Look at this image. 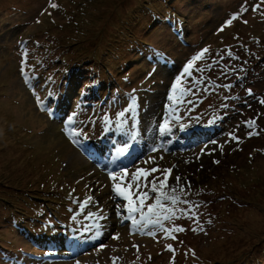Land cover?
I'll use <instances>...</instances> for the list:
<instances>
[{
  "label": "rangeland",
  "instance_id": "obj_1",
  "mask_svg": "<svg viewBox=\"0 0 264 264\" xmlns=\"http://www.w3.org/2000/svg\"><path fill=\"white\" fill-rule=\"evenodd\" d=\"M79 1L61 0L71 10L70 15L78 13ZM142 1L135 0L130 11L125 16L122 14L114 26L109 23L115 15L113 11L119 6L123 8L125 0H114L116 6L110 5L109 0H85L87 13L80 25L84 33L75 34L70 27L55 25L69 20V16L65 18L53 10L49 0H0V264H113L114 257L118 258L115 264H222L225 261L230 264L236 260L241 264L244 261L243 257L239 258L241 255L250 259L259 256V249L263 251L264 152L260 154L256 148L264 144V136L258 137L256 131L259 125L264 126L261 103L264 74L257 71L259 80L251 84L252 93L261 95L255 99L247 96V85L240 80L238 72L230 75L224 72L231 67H239L240 73L247 72L251 64L243 63L251 56V50L264 45V0H182L177 7L189 21L190 40L186 46L178 43L181 48H175L174 37L165 28L153 27L142 35L152 44L166 47L165 52L157 51L159 56L174 55L170 70L166 69L170 75L164 78L158 74L151 86L140 93L132 91L127 97L117 93L115 99L107 102L111 103L110 113L101 111L94 125L78 114L53 117L46 104L42 109L37 103V97L43 101L48 84H52L50 80L44 84L47 80L44 75L55 81L63 75L71 77L69 84L62 83L57 92L61 95L70 93L75 83L81 85L78 79L81 75L89 78L99 67L105 74V63L110 71L116 72L119 58L112 51L120 52L119 56L125 59L133 57L132 52L123 49V43L115 40L133 28V21L140 22L135 11ZM256 5L260 7L253 11ZM106 11L108 15L97 22L96 18ZM51 16L55 22L50 21ZM229 20L231 24L227 23ZM137 35L141 36V32ZM256 40L257 45L243 50L246 41ZM72 41L76 43L70 44ZM204 48L209 52L196 61L192 71L203 77V83H194L200 90L191 94L195 100L180 108L179 117L185 118L200 103L206 114L216 110L217 116L229 121L228 124L209 126L212 129L191 135V131L204 129L211 118L209 115L202 118L199 112L192 118L193 126L185 130H179L178 124L171 127V132L178 129L177 135L180 131L184 133L187 140L183 136L178 139L189 143L186 151L176 148L170 151L179 143L174 136L170 137L172 147L167 145V150L148 149L139 134L150 144L156 140L155 121L169 101L165 86L170 90L174 84V79L167 83L168 79L178 70L180 62L187 58L189 61ZM229 49L239 59L229 57ZM213 60L218 63L211 70L196 71L206 69ZM22 64L30 77L28 81ZM63 65L73 67L74 73L70 74ZM117 75L112 74L113 78ZM131 75L124 72L120 77ZM135 76L136 81H143L141 74ZM186 78L183 76L178 86L181 90L184 82L189 83ZM144 81L148 83L150 78ZM202 88L207 89L204 94L208 100L201 96ZM133 99L135 107L126 117L127 123L118 130L117 114ZM249 120L254 121L252 128L245 123ZM197 122L199 125H195ZM74 131L83 135L74 136ZM230 134L239 140L231 139ZM125 143L130 145L129 152L105 159V170H96L83 156L100 158L98 150L107 157ZM124 167L129 174L137 167L172 169L168 185H176V178L180 177V185L188 192L187 199L200 205L195 212L203 231H193L198 226L182 217L165 222V227L175 225L185 229L174 233L176 239L164 238L166 234L162 231L154 237L132 234L130 221L122 222L117 215V205L123 208L126 202L115 196L109 176L110 172ZM153 175L163 178L159 172ZM254 178L262 182H253ZM88 197L92 198L91 202L81 210L78 202ZM154 199L153 193L146 204L154 203ZM7 216L10 220L5 219ZM98 216L103 218L97 219ZM93 223L95 227L90 231L84 230ZM114 235L119 238L113 239ZM245 236H249V242H245ZM134 244L139 246V252ZM168 245L175 252L167 250Z\"/></svg>",
  "mask_w": 264,
  "mask_h": 264
},
{
  "label": "trees",
  "instance_id": "obj_2",
  "mask_svg": "<svg viewBox=\"0 0 264 264\" xmlns=\"http://www.w3.org/2000/svg\"><path fill=\"white\" fill-rule=\"evenodd\" d=\"M110 5L114 4L116 6V3L114 0H109ZM125 6L121 8L119 6L117 9H114L113 12H115V15L112 19H110L109 23L111 25L116 26L118 21L120 20V16L130 11L132 4L135 0H125ZM53 3L51 4V8L55 10L57 13H60L66 17L69 16V20L65 21L64 23H56L55 25H61V28L64 26L70 27L71 31L75 34H81L84 33L83 30L80 29V25H82L84 22L85 13H87L85 0H80L78 2V13L75 15H70L71 10L67 9L64 4L61 2V0H53ZM92 2V0H91ZM182 2V0H143L141 2V6L137 8L135 11L136 15L142 20L140 22L133 21V28H130V31L124 32V36L120 35L115 42L123 43V49H126L128 52H132L133 57H129L127 59L120 57V52H114L112 51V55L114 57L119 58V62L117 65L116 72L110 71V69L107 67V64L105 63V74L100 70V67L98 68V72L94 71L92 74L93 76L86 78L85 76L81 75L78 77L79 80L82 81L81 85L80 82L77 84L75 83L74 87H72L70 93H64L62 92L61 95H57V92L60 90L61 84L64 82V84H69L71 77L66 78L65 75H63L58 81L49 79L44 75V78H47L52 83L49 86H54V88H50L48 93L46 94V97H49V99L54 100V104L63 102L65 100L72 101L75 99L77 103L80 105V109L77 112H81L85 116H89L90 118H96L99 117L101 114V111H105L107 107V102L112 101L117 97V93H122L124 97H127V93L130 94L132 91H138L143 81H136L135 78V68L140 69V74L144 76L142 80L147 78H155L156 77V70H155V64L158 62L157 59H151L153 58L154 48L164 51V46H161L159 44H152L150 40H147L145 38H142V35L149 32L153 27H157L158 30L160 29H167L169 34L174 37L173 42H175V48H178L177 43H186L189 41V36H187V26H188V18L186 14H182L177 7V4ZM76 4V1L74 2ZM73 4V5H74ZM84 4V5H83ZM55 5V7H53ZM73 7V6H72ZM80 8V10H79ZM13 9V8H12ZM95 10V9H94ZM92 11V14L94 12ZM84 11V12H83ZM137 11H140L138 13ZM112 12V11H111ZM90 13V11L88 12ZM105 15H108V12L98 18H96L97 22H100ZM51 22H55L54 17L51 16L49 18ZM48 31L46 30V33ZM138 32H141V36H138ZM69 36V35H68ZM243 37V36H242ZM123 38V40H121ZM234 39V38H233ZM232 39V40H233ZM119 40V41H118ZM107 41V39H105ZM59 42V41H58ZM58 42H55V47H58ZM259 41H246L243 50H249L250 47H252L254 44L257 45ZM76 43L75 41L70 42V44ZM105 43V42H104ZM260 43L263 44V42ZM158 45V46H157ZM237 45H234L233 47H236ZM132 49V50H131ZM149 49V50H147ZM106 50L109 51L107 48ZM235 56V51L233 49H230ZM243 64H251L250 68L247 72L240 73L239 67H231L228 68V70H225V73L230 75L234 72H238V75L240 77V80L243 79L244 82L247 85V89L253 90L252 85L253 83L257 82L259 80L257 76V71L259 74H264V45H261L258 47L255 51L253 49L251 50V56L245 60ZM67 68V70L70 72V74L74 73V68H69L67 65H63ZM90 70V69H88ZM125 70V71H124ZM66 72V70H64ZM124 72H131L132 75L129 78H121L120 75ZM68 73V72H66ZM118 74L113 78L112 74ZM264 76V75H263ZM120 79V80H119ZM138 79V78H136ZM261 80L264 83V77H262ZM53 81V82H52ZM135 84V85H133ZM57 88V90H56ZM69 92V91H67ZM246 92V91H245ZM245 95V96H244ZM249 95V92L247 91V96ZM258 93H252L251 91V97L255 98L258 96ZM244 101H246V93H243ZM261 97V95H259ZM207 97V96H206ZM250 97V98H251ZM246 98V99H245ZM207 99H209L207 97ZM250 102V100L248 101ZM105 105V107H104ZM84 106V107H82ZM104 107V108H103ZM206 112V110H205ZM264 126L259 125L258 129L256 131V134L258 137L264 136L263 133ZM256 150L259 151L260 154L264 152V144L260 145ZM253 182H262L258 181V178H254L252 180ZM119 201V199H118ZM5 219L10 220V217L7 216ZM239 237H242V234H238ZM245 242H249L250 238L249 236H245ZM222 240L221 242H223ZM264 248L263 251L259 249V256L255 255L252 256L250 259L248 256L241 255L239 258L243 257L244 261L241 264H264ZM217 256V255H216ZM215 256V257H216ZM238 257V256H237ZM237 257H232L236 259ZM245 257V258H244ZM222 264H229L228 262H223ZM230 264H239V261L236 260L235 262H231Z\"/></svg>",
  "mask_w": 264,
  "mask_h": 264
},
{
  "label": "snow or ice",
  "instance_id": "obj_3",
  "mask_svg": "<svg viewBox=\"0 0 264 264\" xmlns=\"http://www.w3.org/2000/svg\"><path fill=\"white\" fill-rule=\"evenodd\" d=\"M55 7V5H53ZM260 5H256L253 8V11H257ZM246 10V9H245ZM236 17L234 16L233 19ZM231 20L227 23L231 24ZM246 23V22H245ZM209 52L208 48L202 49L199 53L194 55L184 66L182 70V75L176 78L175 83L171 87V94L169 95V101L176 100L178 103L190 104L191 101L183 100L182 98L188 94L195 95V91L190 88H185L181 90L178 86L182 82L183 76L191 77L192 71L194 69V65L196 61L203 59L206 54ZM228 56L233 57L232 51L228 50ZM234 59H239V57H233ZM26 59V57H25ZM223 57H221V60ZM218 61L213 60L212 64L207 65L206 69H196V71L203 72L205 70H211V68L217 64ZM22 72L24 73L25 80L28 81L30 77L28 73L24 70V65L22 64ZM192 83H203V79L193 80ZM225 87H230L227 85ZM207 91V89H205ZM180 93L177 96V93ZM249 95H251V90H248ZM37 103L39 106L44 109V102L37 97ZM135 99L132 100L130 105L126 110H122L119 112L118 120L116 121V127L118 130L122 129L124 124L127 123L126 117L132 113L135 107ZM261 103L264 104V100H261ZM191 111V109H189ZM175 116V113H173ZM71 117L69 121H71ZM210 123L213 120L209 121ZM109 123L108 121L105 122ZM247 127L252 128L254 126V121L249 120L245 122ZM184 127V125H180ZM158 132L161 136L167 135L171 132V127L169 126V120L165 118L162 123L158 125ZM252 133H249L251 135ZM74 136H82V132L74 131ZM230 138L233 140H239L233 134H230ZM75 143H79L78 140H74ZM215 143V141H213ZM222 147V146H221ZM130 145L125 143L123 146H120L116 150L117 156L129 152ZM159 148H153L152 151H158ZM147 161H145L146 163ZM218 163V162H217ZM161 173L162 179L159 176H154V173ZM172 169H164L161 170L158 167L151 169H141L137 167L135 172L129 174L128 168L124 167L118 172H110L109 176L113 181V192L116 197H120L125 201V205L123 208L120 205H117V215L121 217V221L124 220L130 221L132 234L140 233L149 236H156L157 232H164L166 235L164 238L171 237L172 239H176L177 237L174 233L183 232L185 229L182 226L165 227V222H171L174 219L186 217L191 219L195 225L198 227H194L193 231H203L202 226H200L199 217L195 212V209L200 207V205L195 204L192 201L187 199L188 192L186 191L183 185H180V177H177V184L174 186L168 185V180ZM149 177H152L149 180ZM126 185V186H125ZM190 183H188V190H190ZM155 194L154 203L146 204V201L152 198V194ZM92 198L88 197L83 202L79 203V208L82 210L87 207V205L91 202ZM184 204L187 205L186 208H178L177 205ZM146 209V210H145ZM138 215V218H137ZM103 217H97V219H102ZM75 219V217H73ZM82 227H84L82 225ZM92 227H95V223L85 227V231H90ZM118 235H114L113 239H118ZM105 247V245H101V248ZM136 248L137 252H139V246L133 245ZM167 250L175 252V249L171 246H167ZM194 254V253H193ZM187 255V253H185ZM113 264L118 258H112Z\"/></svg>",
  "mask_w": 264,
  "mask_h": 264
}]
</instances>
